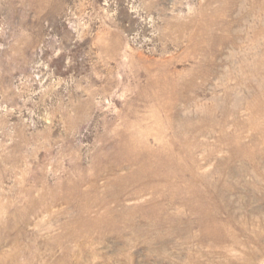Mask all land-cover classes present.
I'll return each instance as SVG.
<instances>
[{
  "label": "rangeland",
  "instance_id": "1",
  "mask_svg": "<svg viewBox=\"0 0 264 264\" xmlns=\"http://www.w3.org/2000/svg\"><path fill=\"white\" fill-rule=\"evenodd\" d=\"M0 264H264V0H0Z\"/></svg>",
  "mask_w": 264,
  "mask_h": 264
}]
</instances>
